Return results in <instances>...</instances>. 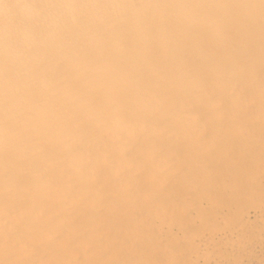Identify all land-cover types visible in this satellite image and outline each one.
<instances>
[{
  "label": "bare ground",
  "instance_id": "6f19581e",
  "mask_svg": "<svg viewBox=\"0 0 264 264\" xmlns=\"http://www.w3.org/2000/svg\"><path fill=\"white\" fill-rule=\"evenodd\" d=\"M0 264H264V0H0Z\"/></svg>",
  "mask_w": 264,
  "mask_h": 264
}]
</instances>
